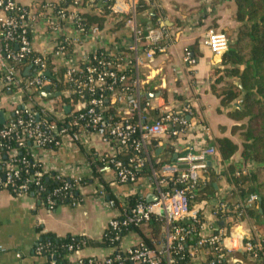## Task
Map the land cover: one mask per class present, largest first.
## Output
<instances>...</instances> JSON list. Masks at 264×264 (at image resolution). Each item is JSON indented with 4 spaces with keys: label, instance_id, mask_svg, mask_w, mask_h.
Wrapping results in <instances>:
<instances>
[{
    "label": "built area",
    "instance_id": "2783aa9c",
    "mask_svg": "<svg viewBox=\"0 0 264 264\" xmlns=\"http://www.w3.org/2000/svg\"><path fill=\"white\" fill-rule=\"evenodd\" d=\"M140 1L113 0V3L108 6L112 15L122 18L124 28L135 39L134 43L127 48L133 54V61L128 58L126 52H117L116 54H119V57L116 58V64L111 65L107 62H101L98 63V66H89L86 69V78L72 80L81 87L78 90L79 101L75 104V111L81 110L85 106L83 103L85 90L91 94L99 92L101 95L92 98L89 109L79 115L78 120L83 123L80 132L71 133L69 129L62 128L57 131L59 139L55 140L49 130H42L41 125L36 120V115L39 114L32 115V107L39 106L42 117L50 116L58 121H64L67 116L72 114L73 108L70 106L71 111L64 114L62 107L39 99V93L47 87L51 88L52 92L57 91L54 81L45 75L48 74L47 60L50 57L38 54L33 48V40L37 35L39 26H43L45 32L52 39L53 55L63 61L67 71L66 78L71 80L72 74L78 72L79 68L78 63L72 62L66 56V52L70 47L73 48L75 44H78L84 36L81 33L82 11L92 7H83L82 0H72L71 5L67 8H61L59 0H31L29 3H24L21 0H0V86L7 92L25 95L28 104V107L25 108V114L29 118L28 121L18 120L16 123L17 126L22 127V132L18 134L20 146L23 145V142L29 140L32 141L33 147L37 150H47L43 147L51 144H54L56 148H60L78 144L89 134H96L112 145L113 148H116L117 153L124 152L128 147L133 146L140 154L151 140H158L161 143L166 138L173 136L177 138L172 143L175 146L187 134L189 124L186 121V116L192 112L190 103L186 102L176 110L164 104L156 106L153 102L155 100L142 101L143 94L140 85L137 81L128 78L129 67L134 62V56H137L140 43L143 41L147 43L143 58L151 60L154 58L156 51L159 53L165 52L166 48L162 46V42L164 38L168 40L167 34L158 28L143 33L137 23V8ZM94 13L100 14L102 11L97 9L94 10ZM99 34L100 29L94 26L85 35L95 37ZM203 43L213 55L219 57L227 53L230 47V39L227 34L215 29L206 31ZM12 45H15V50L12 49ZM110 51V49H106L104 54L112 56ZM31 53L38 54L28 63L29 67L35 68L36 73L24 83L18 76V70L14 63H22L25 57ZM185 60L190 64L195 63L188 51H186ZM84 61L89 62L88 58ZM140 61L136 57V62ZM105 94L109 96L105 97ZM106 104L116 112L119 120L104 115V112L108 110L107 106L105 107ZM152 109L158 111L159 117L154 123H144L143 115ZM20 114L18 110L15 112L17 116ZM15 129V124H7L0 129V149L3 148L1 141L11 138ZM50 129H53V127H50ZM134 136H137L138 139H134ZM187 150L183 151L180 156L177 155V159L172 164L164 165L159 171L153 170L149 181L144 180L145 182L142 181L140 184L134 185L136 189L135 196L139 195L141 198H146L148 195L145 190H152L157 198L155 202L148 203L146 200L139 202L128 214L124 211L120 217L112 219L109 223L110 228L118 229L130 226L143 227L152 217L163 221L166 234L163 250L160 253L154 252L141 242L127 252H121L132 264H175L174 260L170 258V252L173 249H176V252L180 251L186 239L184 228L176 225L186 221H202L198 242L189 252V264H223V260L230 264V261H226V259L233 252V246L228 249L225 241L232 238L233 229L241 228L243 224H248L250 227L240 233V250L244 252L261 250L260 244L253 245L251 242H247L252 239L254 230L247 221H244L246 223L237 221L242 213L227 218L224 222L227 224L226 228H219L216 221L211 225L208 224L206 218L213 196L202 199L201 184L208 175L209 160L219 158V156L214 145L200 148L198 152H191L192 150L189 148ZM17 155L15 150L7 154L9 162L3 165L6 173L0 178V192L9 191L17 196L27 195L29 186H39L41 177L49 170L41 164V171L29 175L22 183H16L20 177L19 165L26 163L24 159L23 161L17 160ZM115 155L106 156L109 161L99 170L100 174L109 175V173L115 171L112 177L114 182L121 185L135 183V174L123 167L121 162L114 160ZM145 161V159L136 156L131 160V163L135 164V168H142ZM35 162L40 163L36 158ZM1 163L0 159V165H2ZM73 170L76 171L75 174L55 173L61 181L71 179L79 184L84 176L79 174V168ZM83 170L90 173V164L83 166ZM241 173L245 174L246 171L242 170ZM64 186L68 188L69 185L65 183ZM199 197L200 199H198ZM256 199V196H250L243 207H252ZM225 200L226 198L217 200L212 212L214 219L218 214L226 212L227 204ZM123 203L120 202V205H123ZM48 204L49 210H52V202L49 201ZM108 205L111 208L115 207L116 200L109 202ZM241 208L242 204L235 206L233 212L240 211ZM121 218L122 220H120ZM204 229H210L212 234L202 235ZM206 247H215L216 252H223L224 254L217 255L215 251H209ZM71 249L70 247L69 251ZM37 252H39V249H37ZM203 256H206V258L202 259ZM162 257L165 263L162 262ZM101 262H105V264L113 263L108 258Z\"/></svg>",
    "mask_w": 264,
    "mask_h": 264
},
{
    "label": "crops",
    "instance_id": "0c3cea01",
    "mask_svg": "<svg viewBox=\"0 0 264 264\" xmlns=\"http://www.w3.org/2000/svg\"><path fill=\"white\" fill-rule=\"evenodd\" d=\"M21 1L31 2V0ZM144 1L149 6L150 15L138 14V26L143 33L158 28L167 34L168 40L164 38L162 42V46L166 48L165 52L156 51L151 60L143 58L147 43L144 41L140 43L136 57L141 61L137 63L134 56V62L128 70L131 74L129 79L137 81L140 85L142 101L155 100L153 102L156 106L164 104L176 110L186 102L192 106L191 114L186 116L189 124L187 134L175 146L172 144L166 148L171 149L173 156H180L188 148L192 150L191 152H198L200 148L213 146L216 139L223 137L230 138L240 146L241 142L237 134L233 135L232 131L241 123H236L228 117V110L221 108L220 100L212 91L214 86L222 87L216 85V81L223 76L222 57L213 55L203 43L208 29L226 33L231 43L233 42L239 28L235 19L234 0ZM82 13L90 14L94 13V10L85 9ZM134 41L133 35L124 28L122 18L111 15L100 29L99 35L95 37L84 35L79 43L73 46L70 60L79 63L98 50L110 49L111 54L126 52L128 58L133 61V54L127 48ZM33 48L38 54L48 55L55 68L64 67L63 61L53 55L52 39L43 26L38 28L33 40ZM186 51L194 60V64L186 62ZM32 75L34 72L29 66L22 73L18 71V76L23 81ZM228 81L229 79H225V82ZM149 94L155 97L147 98ZM38 97L44 102H52L54 105L64 107L62 109L64 114L69 113L65 112V108L70 106L64 104L61 99L63 97L48 99L41 97L40 93ZM27 107L25 95L7 92L0 86V127L9 124L17 110ZM143 117L144 123H154L159 117L158 111L149 110ZM163 143L162 141L158 144L156 153L151 154L152 158L161 156L163 159L167 156ZM92 154L114 156L117 154V149L96 134H89L78 144L62 146L54 150L33 149L34 160L35 158L39 160L48 170L70 175L75 174L76 171L73 169L79 168V174L88 178L91 174L87 170L82 171V168L89 163L88 157ZM229 164H232L235 170L254 169L252 163L244 164L240 152L228 162H222L218 157L209 160V166H215L219 178L213 184L215 192L212 195V204L208 208L206 220L210 225L216 221L220 228H226L227 224L220 222L217 217L215 220L212 212L217 200L227 198L233 189L225 177L226 167ZM102 177L109 187V194L113 200L110 195L107 196L102 192L99 184L89 183L81 189L82 199L78 204L62 205L55 210L40 207L37 199L29 195L17 196L9 191L0 192V264H43V258L35 254L41 232L53 233L59 237L79 236L99 241L109 227L110 221L120 217L127 210L128 199L135 197L136 190L134 186L114 182L111 176L102 175ZM144 180L149 181V177ZM145 192L147 195L155 196L152 190ZM115 200L116 206L111 208L108 203ZM120 202H124L123 205H120ZM248 227H250L248 224H243L241 228L233 229L232 240L225 241L228 249L233 246V249L230 248L233 252H241L240 233ZM145 228L146 225L141 229L145 230ZM201 234L212 233L210 229H204ZM141 242L138 234L132 232L122 239L119 249L122 253L127 252ZM163 246L160 247V251L163 250ZM113 253L114 249L110 248L87 247L73 254L70 259L76 261L80 258H91L104 261ZM205 258L206 256L202 257Z\"/></svg>",
    "mask_w": 264,
    "mask_h": 264
},
{
    "label": "trees",
    "instance_id": "16d2710c",
    "mask_svg": "<svg viewBox=\"0 0 264 264\" xmlns=\"http://www.w3.org/2000/svg\"><path fill=\"white\" fill-rule=\"evenodd\" d=\"M59 3L61 8H67L71 5L72 0H59ZM112 3L113 0H82L83 7L86 8L89 6L93 10L100 9L102 11L100 14L86 13L82 15V35L87 34L88 30L94 26L99 29L104 26L105 22L112 15L111 10L108 9V6ZM234 3L235 19L239 24V28L235 39L230 43L228 52L222 56V64L224 66L223 76L216 81V85H222V87L217 88V86H214L212 91L220 100L221 108L228 110V117L236 123H241L234 127L232 131L233 135L237 134L241 145L239 146L228 137H223L216 139L214 146L222 162L231 161L240 152L244 164L252 163L254 169L252 171L245 170L246 173L242 174V170H235L232 164L226 167L225 177L233 189L225 200L227 204L226 212L224 214H218L217 218L220 222H225L227 218L242 213L237 221H247L254 230L252 239L247 242H251L253 245L260 244L261 246L260 251L232 252L226 261H230V264H264V0H234ZM137 13L147 16L150 15L149 6L146 5L144 0L140 1ZM12 49H16L15 45H12ZM71 51L72 48L70 47L66 52V56L69 58L71 57ZM36 56H38L37 53H31L25 57L22 63H14L17 70L22 73L28 66L29 60ZM118 57L119 54L114 53L112 56H106L104 50H98L94 55L92 54L88 57V63L85 61L78 63V72L72 74L71 80L66 78L67 71L65 67L55 68L50 58H48L47 71L49 77L54 81L57 92L69 93L68 98L63 97L61 99L64 104L73 108V112L64 121H58L50 116L42 117L40 107L33 106L31 113L32 115H40L38 122L42 130H49L55 140L59 139L57 131L62 128L69 129L71 133L80 132L83 128V123L78 120L79 115L89 109L92 98L98 97L100 93L96 92L95 94H91L85 90V99L83 100L85 106L81 110L75 111V104L79 101L78 90L81 87L78 86V83L75 84L72 82V80H83L86 78V69L89 66H98V63L101 62L114 65ZM33 72L34 74L36 73L35 68ZM130 77L131 74L128 73V78ZM225 79H229V81L225 82ZM104 96L107 97L109 95L105 94ZM106 106L108 110L104 112V115L106 117L112 116L115 120H119L116 112L109 105L106 104ZM18 111L21 114L18 116L14 115L12 121L9 123L15 124V132L11 138L1 141L3 148L0 149V159L2 161V165H0V178L6 173L3 165L9 162L7 154L15 150L18 154L17 160L23 161L24 159L26 161L24 165H19L20 177L16 181V183H22L29 175L41 171L42 165L39 162L36 163L34 160L32 141L26 140L22 146L19 145L18 134L22 132V127L17 126L16 123L18 120L27 122L29 118L25 114V108H21ZM3 127H0V129ZM50 127H53V129H50ZM134 139H138V137L134 136ZM176 140L177 138L173 136L164 140L162 145L167 156L163 159L161 156L151 157V154L153 152L156 153L158 149V140H151L145 150H142L140 154L133 146L128 147L124 152L117 153L114 160L121 162L123 167L132 171L136 177L135 183L125 185H138L145 178L151 177L153 170L159 171L164 165L172 164L174 162L172 159L174 153L170 151L171 149L169 150V147ZM166 146H169L168 149ZM43 148L47 150L57 149L54 144L45 145ZM136 156L146 160L142 168H135V164L131 163V160ZM88 161L91 169L90 178L83 177L79 184H76L71 179L61 181L57 178L55 172L49 170L41 177L39 186H29L27 195L36 198L39 206L46 209H50L48 202L51 201L53 204L52 210L62 205L73 206L78 204L82 199L81 189L89 183L99 184L102 192L109 196V187L99 172L108 163L109 159L104 155L92 154L88 157ZM114 174L115 171L109 173L108 176L113 177ZM218 178L219 176L215 172V166H209L208 175L201 184L200 193L202 194V199H206L214 194L213 184ZM65 183L69 185L68 188L64 186ZM250 196H256L257 199L252 207H243ZM110 198H112L111 195ZM144 200L146 198H141L139 195L130 197L127 203L126 214L137 203L144 202ZM241 204L242 208L240 211L233 212L234 207ZM234 218L236 219V217ZM201 225V220L198 222L186 221L185 223L176 225L184 228L186 239L180 251L176 252V249H173L170 252V258L174 260L175 264L190 263L189 252L198 242ZM141 228L140 226L118 229L108 227L99 241L88 240L79 236L59 237L53 233L41 232L35 254L43 258V264H105V262L91 258H80L76 261L70 259L73 254L80 252L84 248L98 246L114 249V253L108 258L113 261L112 264H132L127 257L122 255L119 249L122 239L128 234L136 232L141 238L142 243L148 249L156 251L157 253L161 252L160 247L165 242L166 234L162 220L152 217L146 224L145 230ZM70 247L72 248L71 251H69ZM37 249H39V252H37ZM206 249L216 252L215 247H206ZM216 253L220 256L224 254L223 252ZM161 259L165 263L164 258L162 257ZM223 262V264H227L224 260Z\"/></svg>",
    "mask_w": 264,
    "mask_h": 264
},
{
    "label": "water",
    "instance_id": "95a60500",
    "mask_svg": "<svg viewBox=\"0 0 264 264\" xmlns=\"http://www.w3.org/2000/svg\"><path fill=\"white\" fill-rule=\"evenodd\" d=\"M221 69H223V66L220 65ZM46 76H49V73L48 74H45ZM40 96L41 97H44V98H48V99H52V98H59V97H65V98H68L69 97V94L68 93H62V92H52V89L47 87L45 88L43 91L40 92ZM147 98H154L155 95L153 94H149L146 96ZM71 108L67 107L65 108V112L68 113L70 112ZM36 120L39 121V115H36ZM177 159V155H174L173 156V161H175ZM156 196L154 195H148L146 197V201L147 202H155L156 201ZM259 202H261V200H259Z\"/></svg>",
    "mask_w": 264,
    "mask_h": 264
},
{
    "label": "rangeland",
    "instance_id": "374dc122",
    "mask_svg": "<svg viewBox=\"0 0 264 264\" xmlns=\"http://www.w3.org/2000/svg\"><path fill=\"white\" fill-rule=\"evenodd\" d=\"M230 43H231V40H230Z\"/></svg>",
    "mask_w": 264,
    "mask_h": 264
}]
</instances>
